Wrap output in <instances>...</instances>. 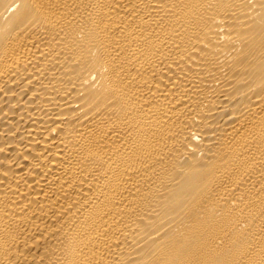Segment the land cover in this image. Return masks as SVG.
I'll return each mask as SVG.
<instances>
[{
    "label": "bare ground",
    "instance_id": "1",
    "mask_svg": "<svg viewBox=\"0 0 264 264\" xmlns=\"http://www.w3.org/2000/svg\"><path fill=\"white\" fill-rule=\"evenodd\" d=\"M0 264H264V0H0Z\"/></svg>",
    "mask_w": 264,
    "mask_h": 264
}]
</instances>
